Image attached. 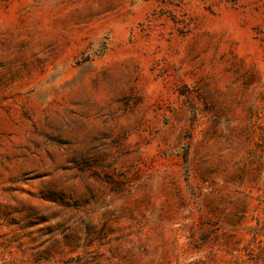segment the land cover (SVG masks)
<instances>
[{"label":"rangeland","instance_id":"374dc122","mask_svg":"<svg viewBox=\"0 0 264 264\" xmlns=\"http://www.w3.org/2000/svg\"><path fill=\"white\" fill-rule=\"evenodd\" d=\"M264 0H0V264H264Z\"/></svg>","mask_w":264,"mask_h":264},{"label":"trees","instance_id":"16d2710c","mask_svg":"<svg viewBox=\"0 0 264 264\" xmlns=\"http://www.w3.org/2000/svg\"><path fill=\"white\" fill-rule=\"evenodd\" d=\"M264 261V259H262Z\"/></svg>","mask_w":264,"mask_h":264}]
</instances>
